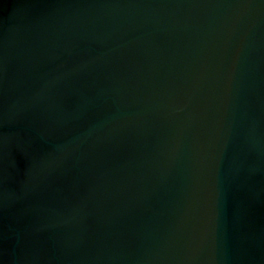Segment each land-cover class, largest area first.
<instances>
[{
    "label": "water",
    "instance_id": "1",
    "mask_svg": "<svg viewBox=\"0 0 264 264\" xmlns=\"http://www.w3.org/2000/svg\"><path fill=\"white\" fill-rule=\"evenodd\" d=\"M0 264H264V0H0Z\"/></svg>",
    "mask_w": 264,
    "mask_h": 264
}]
</instances>
